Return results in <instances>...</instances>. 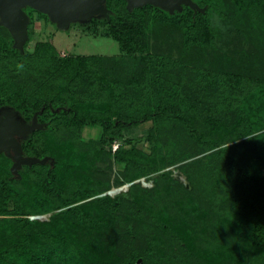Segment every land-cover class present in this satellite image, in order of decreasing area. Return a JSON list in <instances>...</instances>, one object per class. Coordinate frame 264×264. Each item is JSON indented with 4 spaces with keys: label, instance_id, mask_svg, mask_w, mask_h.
I'll use <instances>...</instances> for the list:
<instances>
[{
    "label": "trees",
    "instance_id": "trees-1",
    "mask_svg": "<svg viewBox=\"0 0 264 264\" xmlns=\"http://www.w3.org/2000/svg\"><path fill=\"white\" fill-rule=\"evenodd\" d=\"M193 1L204 11L106 0L83 30L115 55L27 48L49 22L34 9L21 49L0 25V110L29 124L44 106L20 141L53 159L17 176L0 153V264H264V0ZM232 29L241 47L221 52ZM144 123L148 145L125 136Z\"/></svg>",
    "mask_w": 264,
    "mask_h": 264
},
{
    "label": "water",
    "instance_id": "water-1",
    "mask_svg": "<svg viewBox=\"0 0 264 264\" xmlns=\"http://www.w3.org/2000/svg\"><path fill=\"white\" fill-rule=\"evenodd\" d=\"M151 4L161 9L173 13L180 10L181 5H188L194 11H204L205 7H200L193 0H126V8L131 11L133 8ZM25 7H30L38 12L46 14L48 19L59 28L67 27L70 22L77 20H88L93 16L102 15L109 17V9L106 7V0H0V25H4L14 39V46L21 49L27 39V26L29 16L24 11ZM42 106L32 115L31 122L20 121L16 113L11 108L4 107L0 110V153L4 152L12 160L11 172L17 176L18 169L22 165H32L35 163L45 164L52 158L44 156H24L21 145V138H25L34 130L41 129L43 124L38 122L37 116L42 113ZM59 107L54 111H59ZM137 181V180H136ZM130 183L115 188V192L125 189ZM112 190L107 191V194ZM46 219V215L33 216L32 218Z\"/></svg>",
    "mask_w": 264,
    "mask_h": 264
},
{
    "label": "rangeland",
    "instance_id": "rangeland-1",
    "mask_svg": "<svg viewBox=\"0 0 264 264\" xmlns=\"http://www.w3.org/2000/svg\"><path fill=\"white\" fill-rule=\"evenodd\" d=\"M30 8V7H29ZM32 9V8H30ZM37 11V10H36ZM99 15L95 16L98 17ZM101 17V16H100ZM88 20H77L70 22V24L65 28H59L53 22L49 20V22H45L43 19L35 20L34 24L30 29L31 41L28 44L29 49H32L34 46L35 41H51L56 48L58 49L61 55L64 54H72V55H115L119 53V48L117 42L112 39L111 37L96 35L91 31L85 29L89 24ZM236 32L232 29L225 30L222 32L221 41L219 43L218 49L221 52L227 51L231 52L233 50H237L241 47V45L237 44ZM246 48V45L242 44ZM236 56V55H235ZM29 82V81H28ZM150 125V123L139 124L138 126H133L125 130V136L134 139L138 145H148L145 140V130ZM97 129L92 128L85 131V134L90 137H94L97 134ZM144 141V142H143ZM118 146V143H113L112 150H115ZM177 164L173 166H168L166 169H171L172 176L176 180L186 183L188 186V182L186 180V176L176 167ZM111 167L112 172L114 173L116 169H120L117 163L106 165V168ZM164 171L163 169L157 171L156 173ZM156 173H151L147 176H142L137 178L136 180L141 183L143 187L151 188L154 186L155 181L151 178L152 175ZM135 180V181H136ZM124 185V184H123ZM120 185L119 187L123 186ZM130 185V184H129ZM128 185V186H129ZM128 186L121 191L115 192L114 189L112 193H120L126 192ZM175 195V194H174ZM153 200V199H152ZM154 202V201H153ZM155 203V202H154ZM47 216V215H46ZM33 217V216H32ZM48 219V217L46 218Z\"/></svg>",
    "mask_w": 264,
    "mask_h": 264
},
{
    "label": "flooded vegetation",
    "instance_id": "flooded-vegetation-1",
    "mask_svg": "<svg viewBox=\"0 0 264 264\" xmlns=\"http://www.w3.org/2000/svg\"><path fill=\"white\" fill-rule=\"evenodd\" d=\"M182 5H183V4H182ZM24 11L28 14V16H29V18H30V20H29V23H30V21L33 20L35 14H34V13H33L34 15L32 14V12H31V10H30L29 7H25V8H24ZM34 22H35V20H34ZM29 23H28V24H29ZM2 26H4V25H2ZM4 27H5V26H4ZM5 28H6V27H5ZM6 29H7V28H6ZM7 30H8V29H7ZM8 31H9V30H8ZM27 32H28V31H27ZM9 33H10V32H9ZM10 35H11V33H10ZM11 37H12V35H11ZM12 39H13V37H12ZM27 39H28V37H27ZM27 39H26V40H27ZM13 41H14V39H13ZM25 42H26V41H24V43H25ZM24 43H23V44H24ZM27 48H28V44H27Z\"/></svg>",
    "mask_w": 264,
    "mask_h": 264
},
{
    "label": "bare ground",
    "instance_id": "bare-ground-1",
    "mask_svg": "<svg viewBox=\"0 0 264 264\" xmlns=\"http://www.w3.org/2000/svg\"><path fill=\"white\" fill-rule=\"evenodd\" d=\"M115 189V188H114ZM114 189H111L112 191L114 190ZM114 192V191H113ZM112 193V192H111ZM114 194V193H113ZM113 194H111V195H113Z\"/></svg>",
    "mask_w": 264,
    "mask_h": 264
}]
</instances>
